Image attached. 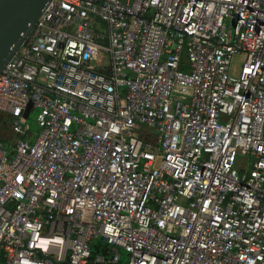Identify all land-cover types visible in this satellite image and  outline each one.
Wrapping results in <instances>:
<instances>
[{
	"label": "built area",
	"instance_id": "built-area-1",
	"mask_svg": "<svg viewBox=\"0 0 264 264\" xmlns=\"http://www.w3.org/2000/svg\"><path fill=\"white\" fill-rule=\"evenodd\" d=\"M0 134V264H264V0H49Z\"/></svg>",
	"mask_w": 264,
	"mask_h": 264
},
{
	"label": "water",
	"instance_id": "water-1",
	"mask_svg": "<svg viewBox=\"0 0 264 264\" xmlns=\"http://www.w3.org/2000/svg\"><path fill=\"white\" fill-rule=\"evenodd\" d=\"M49 0H0V72L24 41ZM31 103L24 115L27 117Z\"/></svg>",
	"mask_w": 264,
	"mask_h": 264
},
{
	"label": "rangeland",
	"instance_id": "rangeland-1",
	"mask_svg": "<svg viewBox=\"0 0 264 264\" xmlns=\"http://www.w3.org/2000/svg\"><path fill=\"white\" fill-rule=\"evenodd\" d=\"M243 59H244L243 55L233 56L231 63H230V70L235 71L238 68V66L242 63ZM35 114H36V110H33L29 116V120H30V123H31L33 128H36V125L34 123ZM238 164H241V161H238ZM121 255H122V257L120 259V264H126V261H127L126 253L122 251Z\"/></svg>",
	"mask_w": 264,
	"mask_h": 264
},
{
	"label": "trees",
	"instance_id": "trees-1",
	"mask_svg": "<svg viewBox=\"0 0 264 264\" xmlns=\"http://www.w3.org/2000/svg\"><path fill=\"white\" fill-rule=\"evenodd\" d=\"M0 140H3V141H5L4 139H3V136L0 134Z\"/></svg>",
	"mask_w": 264,
	"mask_h": 264
}]
</instances>
